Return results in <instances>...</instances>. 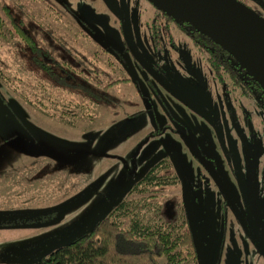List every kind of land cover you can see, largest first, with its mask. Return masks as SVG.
<instances>
[{"label":"rangeland","instance_id":"rangeland-1","mask_svg":"<svg viewBox=\"0 0 264 264\" xmlns=\"http://www.w3.org/2000/svg\"><path fill=\"white\" fill-rule=\"evenodd\" d=\"M240 1L262 13L261 1ZM2 4L14 17L22 18L23 25L40 21L41 25L36 24L42 27L43 46L52 39L54 46H68L87 57L94 48H109L116 57H123L124 69L119 74L130 80L109 87L102 100L90 105L91 114L74 116L72 125L59 123L58 117L56 122L38 119L41 138L29 143L21 138L25 131L20 119L25 120V111L29 116L31 112L24 103L20 111L14 97L20 92L32 97L30 86L39 80L38 74L45 81L49 78L36 71L29 50L19 48L14 34L7 43L0 40V70L15 77L11 82L0 76V264H30L86 231L119 200L151 193H128V187L165 155L170 170L184 176L189 196L183 199L180 181L153 190L163 199L160 215L173 219L177 211H184L197 247V264H239L237 247H244L255 234L247 220L249 198L242 159L257 164L264 153L259 151L264 134L253 99L239 88L233 96L224 84L217 87L214 98L208 91L212 115L220 121L217 131L156 84L153 91L140 65L121 49L120 29L129 42L147 44L146 22L158 8L149 0H0ZM0 11L8 21L1 6ZM77 26L81 32L75 34ZM179 35L178 47L153 56L174 84L198 92L194 96L205 100L203 87L212 85L213 79L201 63L204 53H197L188 36ZM183 42L188 48H183ZM46 51L59 58L56 64L50 61L58 72L77 75L59 63L67 52ZM246 114L252 123L250 130L243 118ZM157 125L162 130L151 132ZM219 179L243 218L222 202ZM193 181L199 185L192 187ZM256 248L253 244L254 261L264 264ZM250 256L241 258L244 264L252 263Z\"/></svg>","mask_w":264,"mask_h":264},{"label":"trees","instance_id":"trees-1","mask_svg":"<svg viewBox=\"0 0 264 264\" xmlns=\"http://www.w3.org/2000/svg\"><path fill=\"white\" fill-rule=\"evenodd\" d=\"M149 1L158 7L159 12L155 14V18L164 21V27L173 17L175 25L188 34L196 47L205 52V59L213 73L221 80L230 76L234 81L232 83L242 92L253 93L256 106L264 113V88L234 55L190 20L170 12L153 0ZM259 1L263 9L262 13H257L264 17V0ZM0 6L8 16L7 21L0 11V40L7 43L10 35L14 34L19 48L29 50V58L36 71L40 75L44 72L49 78L45 81L38 74L39 80L32 81L33 85L30 86L29 93L32 97L23 92L14 97L20 111L24 103L31 112L29 116L25 111V120L20 119L25 131V137L21 138H27L29 143H36L41 138L42 131L37 129H42V122L38 119L42 120L43 117L56 122L58 117L59 123L72 125L74 116L80 113L91 114L90 105L102 100L103 92L109 87L118 81L130 80L129 76L119 74L123 68L122 58L116 57L109 48H94L87 57L74 48L54 46L52 39L48 41V46H43L42 27L36 24H40L38 19H35L36 23L31 20L27 21L28 26L23 25L22 18L14 17L5 4ZM150 26L157 27L154 22ZM78 31L81 32L77 26L73 32L77 34ZM54 48L68 53L59 63H63L64 68L73 69L76 76L57 71L53 64L59 58L46 51ZM101 52L106 53L101 55ZM15 75L24 80L20 74L14 73L13 76ZM0 76L11 82L15 78L3 74L1 70ZM247 76L252 82L247 81ZM16 114L19 121V114ZM170 166L166 155L157 159L128 187V193H151L119 200L107 215L98 219L86 231L55 246L30 264H197V247L184 211H177L173 219H164L160 215L163 199L161 200L160 194L152 192L160 186L179 180ZM123 217L127 218L126 224H123Z\"/></svg>","mask_w":264,"mask_h":264},{"label":"flooded vegetation","instance_id":"flooded-vegetation-1","mask_svg":"<svg viewBox=\"0 0 264 264\" xmlns=\"http://www.w3.org/2000/svg\"><path fill=\"white\" fill-rule=\"evenodd\" d=\"M149 2H151V1H149ZM157 12H159L158 8L154 10L150 21L146 22V25H147V34H146L147 35L146 36L147 44H144V42L142 43L140 41L134 42V43L129 42L125 36L123 27L122 28L120 27L121 32H122V45H121L122 48L121 49L123 51H126L128 53V55L140 65V67L143 69V71L145 73L146 81L153 86V88H154L153 91L156 90V85L158 87L164 89L169 94H171L173 97L178 99L181 103H183L187 108L194 111L195 113L200 115L202 118H205L206 120H208L213 125L214 129H216L218 131L219 128H221L220 127V121L218 120L217 117L215 118L212 115V108L210 107V105L208 103L209 98L210 99L214 98V94L216 95V89L218 86L222 87L221 84H224L225 86H227V90L230 91V93L233 94V96L237 95L234 90L236 88H239V87L232 83L234 81L232 80V77H230V76L224 77L223 80H221L222 78H219L218 76H216L213 73V70L211 69V67L208 64V61L206 59H205V61H201V63L209 71V74L211 76L210 78L213 79V84L212 85L206 84L203 87L205 89V91L202 92V96L205 98V100L201 99V98H197L194 96V94L198 93V92H190V91L185 90V89L183 90V89L179 88L176 84H174L171 81V76L167 73V71L165 72V70L159 66L158 59L154 58L153 54L156 55L157 57H159V55L162 54V51L170 52L172 49L175 48L176 44H179L176 42V40L181 39L180 38L181 36L179 34L182 33V35H186V36H188V34L185 31H183L181 28H179L178 26L175 25V23L173 21L174 20L173 17H172L173 20L169 21L167 23V26L164 27L165 22L155 18V14ZM164 15L167 16L165 13H164ZM152 22H154L157 25V27L150 28L151 27L150 25ZM181 45L185 49L188 48L187 47L188 44H185L184 42ZM99 47H102V46H99ZM176 47H178V46H176ZM195 49H196L197 53H200V55H202L204 53L203 57L205 58V52L203 50H201V48L195 46ZM200 55H198V56H200ZM139 57H141L143 59L142 61H144L148 64V66L150 67V70L152 72L150 70L146 69V67L143 65V62H141V60H139ZM161 69H163L164 72ZM154 73L156 75H154ZM156 76H158L159 78ZM243 77H246V75H244ZM246 79H248L247 81L251 80L248 76ZM250 82H252V81H250ZM167 86L174 89L175 92L170 91ZM208 91L211 94L212 98H211L210 94H208ZM205 92L207 94H205ZM242 94H244L247 97H251L253 99L252 102H253V104H255V108L257 109V112H258V126H260L262 133L264 134V113L262 112L260 107L256 106L254 94L251 92L250 93L242 92ZM231 111H233L234 114L236 115L234 108ZM249 117L250 116L248 114L243 116L244 120H247V122L249 123L250 127L247 126L248 130L252 129V127H251L252 123L250 124ZM167 126L168 125L166 124L163 127H167ZM161 130H162V128L157 125L156 127L152 128L151 132L161 131ZM222 145H223V143H222ZM259 151L264 152V140H263V145L260 147ZM241 159H242V157H241ZM242 163L245 166L246 174H247V186H248V198H249L247 208H246L247 220H248L251 228L255 231V234L252 238H250L249 240H247L245 242L247 244V247L245 246L246 244H244V247H241V248L239 246L238 247L236 246L237 247V249H236L237 255L236 256L238 257L237 261L239 264H244V262L241 260V258L245 257V255L246 256L252 255V256H250L253 260L251 264H258V261H254L256 259L254 258L253 255L256 253H253L252 249H253V244H256V247H257L256 249H257L258 255H261L263 257V260H264L263 253H262L260 245H259V243H260L259 242V236L264 238V153H263V155H261L260 160L258 161L257 164L255 162L254 163L245 162L243 159H242ZM199 176H201V174ZM182 178H184L183 175H178L179 180H177V181H180V184H181L180 186H181V190L183 193V199H186L184 191H183ZM219 182H220V190H221V193L223 195L222 202L227 203L229 205V207L231 208V210L234 212V214L236 216H238L235 213V211L232 209V207L229 204V202L227 201V199L224 197V194H223L222 188H221L222 183H221L220 179H219ZM191 185H192V187H197L199 185V182L193 181V183ZM175 200H176V198L172 199L173 203L175 202ZM183 202H184V200L182 201V207H183ZM234 203L236 204L238 209H240L238 204L236 202H234ZM258 210H259V212H258ZM241 213H242V211H241ZM248 213H250L252 215V217L254 218L255 226H253L250 223V221L248 219ZM239 218H243V215H242V217H239ZM221 245H222L221 247L225 249V246L223 245V243ZM241 249L243 250V253H240Z\"/></svg>","mask_w":264,"mask_h":264},{"label":"water","instance_id":"water-1","mask_svg":"<svg viewBox=\"0 0 264 264\" xmlns=\"http://www.w3.org/2000/svg\"><path fill=\"white\" fill-rule=\"evenodd\" d=\"M153 1L170 12L190 20L201 30L213 37L228 52L234 55L246 71L264 88L263 16L240 0ZM139 60L143 62L146 69L150 70L148 64L142 61L141 57H139ZM154 75L156 74L154 73ZM168 88L170 91L175 92L171 87ZM182 185L185 197L188 198L189 190L185 178H182ZM221 188L224 197L232 209L239 217H242L241 211L223 184H221ZM248 219L255 226L254 218L250 213H248ZM259 242L264 256V238L259 236Z\"/></svg>","mask_w":264,"mask_h":264}]
</instances>
